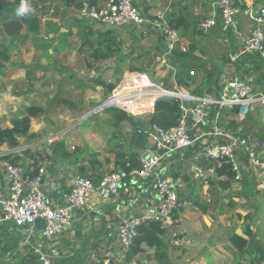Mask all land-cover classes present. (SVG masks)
I'll use <instances>...</instances> for the list:
<instances>
[{
  "label": "crops",
  "instance_id": "1",
  "mask_svg": "<svg viewBox=\"0 0 264 264\" xmlns=\"http://www.w3.org/2000/svg\"><path fill=\"white\" fill-rule=\"evenodd\" d=\"M13 2L6 0V3ZM87 2L88 0H65L64 48L57 46L55 49L51 46L54 34H26L28 48L21 51L15 48V58L10 59L11 61L0 59V92L6 87L8 90L15 86L23 88L28 82L22 72L26 71L24 68L30 67L37 75H40L38 71L45 73L49 67H53L51 61L56 63L58 51L65 50V69L80 71V74L74 75L77 80L83 82V90L85 84L91 83L85 82L89 77H95L94 75H97L95 80L98 82L116 71L125 72V76L129 72L146 73L145 71L152 68H167L171 70L175 84V89L163 87L168 91L216 99L220 95L221 86L227 80L241 79L253 86L255 99L264 98V65L260 54L242 56L234 63L230 61V54L240 50L248 36L250 21L240 17L236 29L224 32L216 0H133L149 19L153 18L157 10L172 9V12L167 14L168 22L179 32L182 44L187 47L184 53L190 52L184 63L175 64L171 63L175 56H169L166 63H162L166 48L159 30L150 25L112 28L98 21L82 20L79 18V9ZM0 3L5 2L0 0ZM256 4L264 7V0H258ZM213 16L218 18L217 26L207 32L202 31L199 24ZM38 17L41 20L40 15ZM75 35L77 41L71 43L75 40ZM15 42L18 43L17 40ZM5 50L7 46L4 43L0 52L6 53ZM101 50H106L108 57L98 59L96 55ZM0 57L2 58V54ZM179 72L180 78L190 84V89L178 84ZM122 79L114 84H120ZM31 82L35 83V80L32 79ZM32 85L30 84V87ZM92 86L102 87L96 83ZM196 89L201 95L193 94ZM29 93L28 98L11 92L0 93L1 127H12V120L24 116L27 107L31 105L44 106L45 110V102L39 100L38 91ZM158 94L155 92L154 96ZM152 98L136 96L135 101L128 102L129 110L141 112L143 109H139L140 105L137 104L151 103ZM70 100L64 93L57 96L53 102L68 103ZM59 108L58 105L53 108V112L45 115V119H55L56 109L60 110ZM38 118H32L29 134L40 135L45 132V121L42 116ZM218 122L220 127L235 135H248L255 149L261 150L264 142L262 100L223 109ZM240 128L242 131L238 133ZM204 130V126L196 129L193 131V137H199ZM54 142L43 143L37 138L22 137L21 147L18 149L12 150L6 144L1 145L0 157L10 155L8 159H15V163L21 164L29 175L36 174L39 167L45 166L46 175L43 178L42 190L50 204L55 206L66 203L65 195L71 191V180L76 175L74 173L79 172V163L71 164L48 158ZM207 143V140L201 138L189 150L168 157L164 166L165 161L162 163L161 168L173 181L180 199L175 229L185 230L189 240L180 248L172 246L171 231L167 228L170 244L168 256L163 260H157L154 249L146 245L142 246V252L131 260H126L127 250L118 240L119 225L129 218L155 210L158 205V199L149 181L127 179L111 199L104 201L95 195L82 210L75 212L71 225L54 240L49 241L42 236L45 226L43 221H39L33 228L19 227L13 223L0 226V264H37L41 252L47 253L53 264H104L108 251L113 254V264H237V249L232 245L230 236L232 233L245 236V226H232L227 217L235 211L238 219L239 214L242 215L241 221L238 222L243 223L244 217L251 215V209L256 210L259 206L254 198L256 194L261 195L264 192L257 191L256 173L245 174L242 181L229 180L227 175H209L208 168L212 164L204 158ZM105 145V151L96 154L101 161L110 160L104 167L108 172L115 168V153L111 152L112 148L107 142ZM197 155L202 157L196 160L194 158ZM82 165H89L86 158ZM6 189L5 172L0 166V190Z\"/></svg>",
  "mask_w": 264,
  "mask_h": 264
},
{
  "label": "built area",
  "instance_id": "2",
  "mask_svg": "<svg viewBox=\"0 0 264 264\" xmlns=\"http://www.w3.org/2000/svg\"><path fill=\"white\" fill-rule=\"evenodd\" d=\"M258 0H216L220 13V20L224 32L236 29L240 17L250 21L249 34L240 50L230 54V61L238 62L242 56L260 54L264 65V7L257 6ZM172 9L157 10L153 18L144 16L140 7L133 0H96L94 4L84 3L79 9L82 20L98 21L112 28L127 26L150 25L162 33L166 48L162 63L173 56L179 48L186 52L187 47L182 44L179 32L168 22L167 14ZM216 16L203 20L199 28L207 32L216 27ZM253 86L245 80H227L220 88V95L216 99L195 97L176 91H168L159 87L150 76L143 72H129L122 82L113 90L107 100L111 106H117L134 116L152 114L155 103L163 98H177L180 100L181 115L176 126L164 129L150 126L148 130L149 149L140 153L141 167L130 172L113 171L106 173L98 184L90 178L80 174L73 176L71 191L65 195L64 205H51L47 195L42 190L46 167L41 166L34 175L25 172L21 164L0 157V166L4 169L7 189L0 190V226L13 223L19 227L33 228L39 221L45 226L42 236L46 240L60 237L71 225L74 214L82 210L96 195L106 201L115 196L125 180L149 181L158 199L155 210L129 218L118 227L119 243L128 250L139 236V229L151 222H159L171 231V245L182 247L187 240L186 231L176 230L179 195L173 181L163 168L165 159L175 153L189 150L201 138L208 143L204 150V158L212 165L208 168L211 176L217 175L218 168L228 165L234 172V179L242 181L245 174L256 173L258 178L257 191L264 192V142L261 150L255 149L250 143L248 135H235L220 127L218 118L223 109H232L237 105H244L254 100L264 98L253 97ZM158 92L157 96L154 93ZM154 97L152 106L149 102L140 105L143 109L139 113L130 111L129 101H135L136 96ZM121 99V103L117 101ZM205 127L199 137H193V131ZM242 128L238 133H241ZM201 155L194 159L198 160ZM39 159V158H38ZM173 228V229H171ZM113 254L108 251L104 264H111ZM37 264H53L51 257L41 252Z\"/></svg>",
  "mask_w": 264,
  "mask_h": 264
},
{
  "label": "trees",
  "instance_id": "3",
  "mask_svg": "<svg viewBox=\"0 0 264 264\" xmlns=\"http://www.w3.org/2000/svg\"><path fill=\"white\" fill-rule=\"evenodd\" d=\"M95 2L96 0H88L89 4H94ZM13 3L14 5H12ZM13 3H0V35L6 34L13 38L21 35L25 30L29 34H40L41 20L38 15L33 14L28 17L16 19L13 16V10L15 8L14 6L19 3V0H15ZM2 45H4V43H2ZM189 55L190 52L185 54L177 48L173 55L175 57L171 60V63H184ZM96 57L98 59L108 57V52L106 50H101ZM2 58L5 60L10 59L9 56L5 55V52L2 53ZM180 73L181 72L177 74L178 84H182L185 88L190 89V84L180 78ZM96 85L102 86L107 95H111L117 86V84L108 83L102 79L96 82ZM193 94L201 95V92L196 89L193 90ZM153 100L151 104H149V107L152 106ZM105 110H109L113 114L116 121L114 123L115 127L119 126V123L123 119H126L129 124V130L126 129L127 131L123 136H121L119 132H113L107 141L108 145L113 141L116 142L115 146H111V152L115 153V168L111 170V172H130L134 169L140 168V153L149 149L148 130L150 126L156 125L164 129L173 128L176 126L181 115L180 100L177 98H163L157 100L154 112L147 116L146 121H142L139 117L128 114L124 110L115 106L108 107ZM43 112L44 110L41 106L31 105L27 107L24 116L15 117L12 120V127L3 128L0 126V146L6 144L10 149L15 150L21 147L20 138L22 137L27 139H38V134H29V131L32 118L42 116ZM46 112L49 113L48 111ZM25 152H27V150H25ZM75 152H72L65 141L60 139L52 144L51 154L47 155V157L54 160H62L71 164L79 163L78 173L90 178L95 184H98L107 173V170H105L104 167L106 163H110V160L106 159L101 161L96 153L91 152V154H88L80 148L77 149V153ZM2 158L8 159L10 158V155ZM84 158H86L89 165H82ZM11 161L15 162V159H12ZM217 174L220 176L227 175L229 180H233L235 177L234 172L228 165L218 168ZM195 203L199 204V202ZM202 209L205 211V207L202 206ZM244 219L246 225L243 234L245 236L237 233H232L230 236L232 245L237 249V257L239 260L237 264H264V241L249 222L251 220V215H246ZM169 244V230L159 222H151L139 229V236L126 252V260H131L135 255L142 252V246L146 245L147 247L154 249L155 258L161 261L168 256Z\"/></svg>",
  "mask_w": 264,
  "mask_h": 264
},
{
  "label": "rangeland",
  "instance_id": "4",
  "mask_svg": "<svg viewBox=\"0 0 264 264\" xmlns=\"http://www.w3.org/2000/svg\"><path fill=\"white\" fill-rule=\"evenodd\" d=\"M1 1L6 3V0ZM31 3L36 9L34 14L40 15L42 20L40 34H54L55 37L53 38L54 40L52 41L53 43L51 46L55 49H57V46H62V48H64L65 0H53V2H47L46 0H31ZM12 5H14V3ZM43 19H45V21ZM26 34H29L26 30L23 31L21 35L15 36L13 38L7 36L6 34H1L0 49H2V43H5L7 46L5 55L9 56L10 59L15 58V48L21 51V49L25 50L29 47V45H27L28 38H26ZM73 38L75 40L71 43L77 41V35H75ZM16 40L18 43L15 42ZM58 52L59 54L57 55L56 63L51 61V64L54 65L53 67H49L48 71H45V73L38 71L40 75H37V73L30 70V67L24 68L26 71L23 70L22 72L25 74L28 80L24 87L22 88V86H15L9 90L6 87L0 93L6 94L7 92H11L13 94H20L23 97L27 96L28 98L30 96L29 91H38L39 100L42 99V101L45 102V110L43 108L44 106L42 107L44 110L42 118L46 124L45 132L39 135L38 141L49 143L54 142L55 139H61L65 141L72 152L76 151L75 153H77V149L80 148L86 151L88 154H91V152L102 153L105 151V148H107L105 142L109 140L113 132H119V134L123 136L127 131L126 129L129 127V124L126 119H123L119 123V126L115 127L114 123L116 121L113 117V114L109 110H98L105 102H107L111 95H107L103 87L92 86L93 83H96L95 78L97 75H94L95 77L93 78L89 77V80L86 82L84 81L85 83L91 81V83L85 84V88L83 90V82H80V79L77 80L78 78H76V75H74L76 73L80 74V71H67L65 69V50ZM2 53L3 52H0V55ZM18 53L21 54V52ZM0 59L5 60L1 57ZM10 59L8 61H11ZM5 61L8 62L7 60ZM170 71L171 70L167 68L160 70H154V68H152L145 72L153 79V81L156 82L159 87L163 88L164 86H168L169 88L175 89V84ZM124 74L125 72L123 71L112 72L105 80H108L107 82L115 83L122 79ZM32 79L35 80V83L31 82ZM30 84L33 85L30 87ZM64 93L66 98L71 99L70 102H60L58 104H54L53 100H55L57 96H62ZM33 98L35 99L36 95H34ZM57 105L60 107V110L56 109L57 114L55 119H45V115H49V113L46 111L53 112L52 109H55ZM92 112L96 113L93 116H90ZM57 115L61 116L58 117ZM137 117H139L142 121L147 120L146 114L141 116L137 115ZM49 138L55 139L51 140ZM115 145V141L110 144V146ZM166 163L167 160L163 163V166ZM110 172L111 170H109L107 173ZM72 173L74 172L72 171ZM74 174L80 173L76 172ZM254 198L256 202L259 203V206L256 210L251 209V213H249L251 214V220L249 222L254 226L256 232L260 234L259 236L264 241V193L261 195L256 194ZM232 213V215L227 217L229 218L228 222L235 227H244L246 222H238L239 220L241 221L242 215L239 214L240 218L238 219L237 213L235 211Z\"/></svg>",
  "mask_w": 264,
  "mask_h": 264
},
{
  "label": "clouds",
  "instance_id": "5",
  "mask_svg": "<svg viewBox=\"0 0 264 264\" xmlns=\"http://www.w3.org/2000/svg\"><path fill=\"white\" fill-rule=\"evenodd\" d=\"M36 9L31 3V0H19V3L13 10V16L16 19L31 16L35 13Z\"/></svg>",
  "mask_w": 264,
  "mask_h": 264
},
{
  "label": "water",
  "instance_id": "6",
  "mask_svg": "<svg viewBox=\"0 0 264 264\" xmlns=\"http://www.w3.org/2000/svg\"><path fill=\"white\" fill-rule=\"evenodd\" d=\"M108 107H111V105H110V103L107 101V102H105L98 110H105L106 108H108ZM97 110V111H98ZM93 113H96V112H92L91 114H93ZM90 114V115H91ZM50 151V150H49Z\"/></svg>",
  "mask_w": 264,
  "mask_h": 264
}]
</instances>
